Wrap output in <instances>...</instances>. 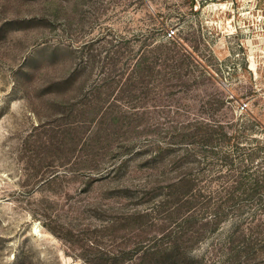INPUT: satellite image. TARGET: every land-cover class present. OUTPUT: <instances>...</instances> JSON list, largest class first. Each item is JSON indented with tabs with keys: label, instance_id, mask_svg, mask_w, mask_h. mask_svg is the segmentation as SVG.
Here are the masks:
<instances>
[{
	"label": "rangeland",
	"instance_id": "1",
	"mask_svg": "<svg viewBox=\"0 0 264 264\" xmlns=\"http://www.w3.org/2000/svg\"><path fill=\"white\" fill-rule=\"evenodd\" d=\"M0 264H264V0H0Z\"/></svg>",
	"mask_w": 264,
	"mask_h": 264
},
{
	"label": "trees",
	"instance_id": "2",
	"mask_svg": "<svg viewBox=\"0 0 264 264\" xmlns=\"http://www.w3.org/2000/svg\"><path fill=\"white\" fill-rule=\"evenodd\" d=\"M188 194H185L184 198H186V197L188 198L189 196H191V194H189V195Z\"/></svg>",
	"mask_w": 264,
	"mask_h": 264
}]
</instances>
